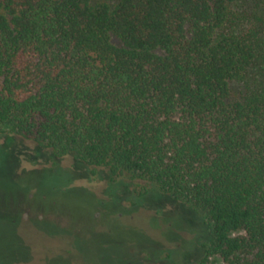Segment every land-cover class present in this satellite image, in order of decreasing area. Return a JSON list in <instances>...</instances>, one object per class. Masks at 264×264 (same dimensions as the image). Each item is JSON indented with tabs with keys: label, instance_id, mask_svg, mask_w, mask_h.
<instances>
[{
	"label": "trees",
	"instance_id": "1",
	"mask_svg": "<svg viewBox=\"0 0 264 264\" xmlns=\"http://www.w3.org/2000/svg\"><path fill=\"white\" fill-rule=\"evenodd\" d=\"M243 2L0 0V125L13 133L0 149L53 162L28 177L67 189L83 174L60 159L107 170L116 207L193 208L201 220L169 211L206 239L196 264H264V16ZM132 246L127 264L165 252Z\"/></svg>",
	"mask_w": 264,
	"mask_h": 264
},
{
	"label": "rangeland",
	"instance_id": "2",
	"mask_svg": "<svg viewBox=\"0 0 264 264\" xmlns=\"http://www.w3.org/2000/svg\"><path fill=\"white\" fill-rule=\"evenodd\" d=\"M242 6L264 16V0H244ZM246 90L242 82L232 86L235 96ZM11 135L9 127L0 125V145ZM12 151L0 149V264H127L126 257H136L141 251L132 246L136 243L158 244L165 250L152 261L141 256L143 264H196L205 255L202 244L206 239L202 240L201 233L187 225L188 221L183 223L169 211L178 210L181 215L201 220L193 208L178 205L170 196L161 202L166 211L132 207L127 202L116 207L106 194L110 186L107 170L88 176L75 166L73 156L60 159L63 169L83 174L67 189V178L48 173L28 177V171L54 166L53 162L34 164L17 149L16 153ZM116 180L129 185L130 190L146 184L129 177ZM92 193L103 204L94 200ZM23 195H30L31 205L26 206L28 198ZM172 250L177 253L169 259ZM210 262L226 264L219 255L210 257Z\"/></svg>",
	"mask_w": 264,
	"mask_h": 264
},
{
	"label": "flooded vegetation",
	"instance_id": "3",
	"mask_svg": "<svg viewBox=\"0 0 264 264\" xmlns=\"http://www.w3.org/2000/svg\"><path fill=\"white\" fill-rule=\"evenodd\" d=\"M63 224V223H62ZM63 227V225H61Z\"/></svg>",
	"mask_w": 264,
	"mask_h": 264
}]
</instances>
